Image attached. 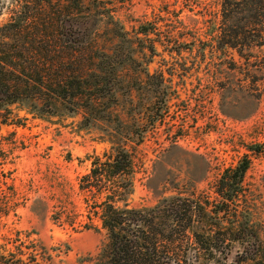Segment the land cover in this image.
<instances>
[{"label": "rangeland", "instance_id": "374dc122", "mask_svg": "<svg viewBox=\"0 0 264 264\" xmlns=\"http://www.w3.org/2000/svg\"><path fill=\"white\" fill-rule=\"evenodd\" d=\"M101 1L116 13L117 31L121 27L125 36H115L105 21L88 25L83 38L121 61L119 79L107 80L115 98L104 100V108L117 107L97 112L106 124H93L95 114L47 121L13 112L0 125L1 251L24 259L32 253L38 264H86L97 256L106 235L97 219L92 227L98 231L84 228L77 185L90 169L88 158L108 153L105 133L117 127L116 116L134 159L130 208H152L175 196L212 200L221 173L247 159L244 189L264 246V47H256L258 32L241 30L264 22V0L241 6L226 0ZM226 21L236 26L237 50H223L217 41ZM244 248L232 245L218 264H250Z\"/></svg>", "mask_w": 264, "mask_h": 264}, {"label": "trees", "instance_id": "16d2710c", "mask_svg": "<svg viewBox=\"0 0 264 264\" xmlns=\"http://www.w3.org/2000/svg\"><path fill=\"white\" fill-rule=\"evenodd\" d=\"M231 1L244 4L226 0L228 5ZM110 10L101 0H0V18L6 17L0 24V125L13 112L47 121L95 114L93 124L109 123L97 112L117 107L104 108V100L115 98L117 91L114 85L108 89L107 80L119 79L121 61L93 47L94 41L85 40L83 33L88 25L107 21L115 36L123 38L124 30L117 31L119 20ZM235 27L222 22L217 41L223 50L240 48ZM241 30L258 32L256 47H264V22L247 23ZM115 122L117 127L105 133L108 153L89 157L90 169L78 180L88 221L84 228L98 231L92 227L97 219L106 235L97 256L86 264H218L217 257L228 255L234 244L245 246L244 262L264 264V246L244 189L247 159L221 173L212 200L175 196L152 208L133 209L128 201L134 194V159L125 145L127 135L119 131L123 124L118 116ZM145 134L140 132L139 144ZM69 217L62 214L73 227ZM31 254L24 259L0 248V264H38Z\"/></svg>", "mask_w": 264, "mask_h": 264}]
</instances>
